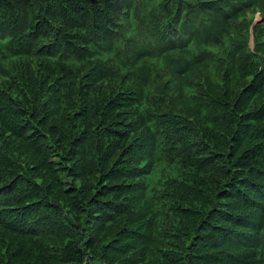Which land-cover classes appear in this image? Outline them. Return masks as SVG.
Returning a JSON list of instances; mask_svg holds the SVG:
<instances>
[{"label": "trees", "instance_id": "obj_1", "mask_svg": "<svg viewBox=\"0 0 264 264\" xmlns=\"http://www.w3.org/2000/svg\"><path fill=\"white\" fill-rule=\"evenodd\" d=\"M252 13L0 0V264H264Z\"/></svg>", "mask_w": 264, "mask_h": 264}, {"label": "rangeland", "instance_id": "obj_2", "mask_svg": "<svg viewBox=\"0 0 264 264\" xmlns=\"http://www.w3.org/2000/svg\"><path fill=\"white\" fill-rule=\"evenodd\" d=\"M252 18H254L255 22L259 21L258 23L262 22L264 20L263 15L259 14V13H252ZM261 17V18H260Z\"/></svg>", "mask_w": 264, "mask_h": 264}]
</instances>
